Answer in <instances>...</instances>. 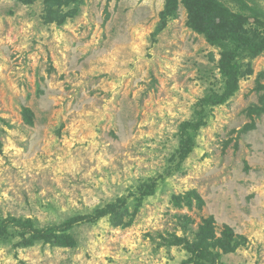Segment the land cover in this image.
<instances>
[{"label": "rangeland", "instance_id": "1", "mask_svg": "<svg viewBox=\"0 0 264 264\" xmlns=\"http://www.w3.org/2000/svg\"><path fill=\"white\" fill-rule=\"evenodd\" d=\"M245 1L264 13V0ZM164 8L0 0V218L52 229L158 181L141 203L69 228L76 247L0 243V264H264V114H249L264 105V54L234 50L236 93L208 103L192 152L173 164L180 126L227 81L187 5Z\"/></svg>", "mask_w": 264, "mask_h": 264}, {"label": "trees", "instance_id": "2", "mask_svg": "<svg viewBox=\"0 0 264 264\" xmlns=\"http://www.w3.org/2000/svg\"><path fill=\"white\" fill-rule=\"evenodd\" d=\"M23 4L31 5L36 0H20ZM65 0H46L50 2H62ZM77 2L80 0H69ZM238 5V11L234 12L230 7L226 6L221 0H165V8L163 15L166 17L175 14L179 8L180 2L187 5L190 27L205 37L206 41L212 46H218L222 49L221 58L219 60V70L224 79L227 81V88L223 95L217 99L212 100L210 97H203L194 107L193 119L184 122L180 126L181 144L176 149L173 156V164H182L188 158L194 148L193 139L198 134L202 117L207 111L208 103L212 105H221L227 100L229 96L236 93L238 89V77L236 74V54L234 50L243 45L249 46V51L253 57H258L264 54V13L256 7L250 6L245 0H233ZM248 24H253L255 34L254 41L243 37L245 27ZM263 31V32H261ZM263 33V36L260 35ZM260 90L264 87L259 84ZM226 96L225 98H223ZM251 117L253 115L261 116L264 114V105L261 107H254L249 111ZM32 114L25 109L24 119L28 124H33ZM253 120V119H252ZM254 127V122H252ZM193 130L194 135L191 136L189 130ZM180 169V166L176 170ZM158 181L148 179L138 184L135 191L133 190L128 197L117 199L116 203L109 205L107 208L98 209L91 215H78L72 217L66 225L56 226L51 228L40 229L34 226L32 221H24L8 217L6 219L0 218V243L10 244L17 241V248H28L37 240L45 238V236H54L53 240H60L58 245L62 248H74L76 242L70 234H67L69 228L74 225L83 223H95L98 219L103 217H110L118 215V212L127 208L128 198H134L141 203L146 197L151 196ZM116 223L119 222L116 219ZM61 235H59V234ZM47 242V241H46ZM1 244V245H2Z\"/></svg>", "mask_w": 264, "mask_h": 264}]
</instances>
